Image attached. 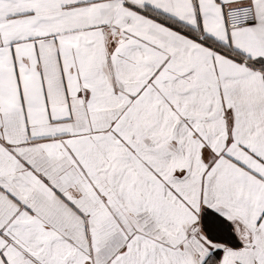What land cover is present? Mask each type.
Here are the masks:
<instances>
[{
  "label": "snow or ice",
  "instance_id": "snow-or-ice-1",
  "mask_svg": "<svg viewBox=\"0 0 264 264\" xmlns=\"http://www.w3.org/2000/svg\"><path fill=\"white\" fill-rule=\"evenodd\" d=\"M0 264H264V0H0Z\"/></svg>",
  "mask_w": 264,
  "mask_h": 264
}]
</instances>
